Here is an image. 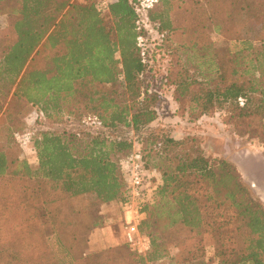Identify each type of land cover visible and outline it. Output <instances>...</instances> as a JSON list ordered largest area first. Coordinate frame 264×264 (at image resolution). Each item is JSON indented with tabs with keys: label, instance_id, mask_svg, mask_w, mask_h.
Listing matches in <instances>:
<instances>
[{
	"label": "trees",
	"instance_id": "obj_1",
	"mask_svg": "<svg viewBox=\"0 0 264 264\" xmlns=\"http://www.w3.org/2000/svg\"><path fill=\"white\" fill-rule=\"evenodd\" d=\"M89 1L97 10L95 0ZM7 2L0 0V12L6 10ZM161 3L168 7L157 13ZM171 11L170 0H159L148 11L150 25L167 43L177 35H189L190 40L192 14L184 13L179 22ZM98 12L126 17L128 34L136 31L134 41L129 36L126 42L120 38L123 70L113 83L110 104L106 91L101 95L104 105L101 99L96 106L97 123L104 130L84 134L41 131L34 138L37 167L0 144V264H64L52 249L50 235L73 264H172L164 259L171 245L179 249L180 263L186 264L206 258L207 240L215 249L208 264H264V206L251 194L237 167L224 158L206 156L188 139L173 137L163 142L164 153H175L166 156L167 163L160 167V182L153 201L144 206L147 217L140 225V232L150 237V249L140 253L124 242L89 251L91 234L105 220L95 207L127 199L121 162L134 151V141L112 132L120 127L143 130L158 118L160 99L158 92L140 85L148 66L140 38L146 39L150 29L141 22L138 0H115L106 13ZM203 15V20H216L221 35L240 41L245 49H253L255 42L264 44V0H209ZM195 17L198 27L202 16ZM0 57V72L7 73L6 49ZM260 66L259 77L247 78L237 58L230 51L224 53L218 85L204 87L193 97L200 113L229 105L238 122L264 119V67ZM176 84L177 100L182 102L190 91L189 83L183 78ZM128 91L132 99L127 101L122 93ZM4 93L0 115L7 101ZM24 110L15 102L4 115L14 123ZM262 133L264 141V125Z\"/></svg>",
	"mask_w": 264,
	"mask_h": 264
},
{
	"label": "rangeland",
	"instance_id": "obj_2",
	"mask_svg": "<svg viewBox=\"0 0 264 264\" xmlns=\"http://www.w3.org/2000/svg\"><path fill=\"white\" fill-rule=\"evenodd\" d=\"M170 2H172V11L177 16V20H180L179 22H182L181 17L184 13L185 16L188 13L192 14L193 31L190 40H188L189 35H186L185 38L177 35L172 42L167 43L162 40V35L152 25L147 26L150 33L142 44L147 52L148 66L140 85L143 89L149 87L152 92L156 91L160 95L157 107L158 118L139 132H135L130 127H120L112 133L132 139L134 147L143 151L148 167L153 171L152 173H155L154 169H158V173H155L156 175L153 177L155 182L157 181V174L158 178L162 175L160 167L167 163L165 157L175 153L174 150L167 153L163 152L165 138L188 139V144L194 142L203 149L206 156L224 158L232 162L240 172L251 194L264 206V194L254 190L244 180L248 173L253 175L261 184H264V141L260 139L263 134L264 119L254 117L246 122H238L231 116L232 112L229 105L216 108L211 113L202 114L197 107L198 104L193 100L195 93L200 89L209 86L213 88L218 85V66L221 62V56L228 51L232 53L233 58H237L238 68L245 73L244 76L247 78L259 77V67H261L260 65L264 67V55L261 54L264 52V44L255 42L253 49H245L246 45L240 41L228 39L221 35L216 28V20H203L205 18L203 14L208 9L209 0H170ZM167 7L168 4L161 3L155 11L158 13ZM193 13L202 16V19L199 20L203 22L198 27H195V23L199 16L195 17ZM183 38L186 39L185 45ZM183 70L186 72L184 76ZM183 78L189 83L190 91L186 93L184 101L180 102L177 100L176 83ZM125 98L127 101L131 100V92H123L122 99ZM4 105L3 113L1 112L0 115V144L4 147H10V152L15 153V157L20 156L27 159L33 167L38 166L34 138L41 131L63 132L67 130L84 134L104 130L101 125L94 121L84 124L55 123L40 119L26 122L23 114L17 118L16 122L9 123L4 115L8 108L7 101ZM9 140L12 144L8 142ZM95 209L96 212L103 214L104 219L106 217V222L104 220L102 225L109 222L116 229V232L119 231L120 226H122L119 221L120 208L115 207L108 211L103 210L102 206H96ZM109 217L116 221H110ZM43 219L47 231L51 232L46 216ZM50 243L53 251L64 264H73L70 257L60 249L52 235H50ZM206 245V258L186 264H208L215 249L211 240H207ZM130 248L134 250L131 246ZM168 249L169 255L164 258L165 261L172 262V264H183L180 263L179 256H177L179 249L175 245L169 246ZM214 263L217 264V261ZM74 264L86 263L85 261H78Z\"/></svg>",
	"mask_w": 264,
	"mask_h": 264
},
{
	"label": "crops",
	"instance_id": "obj_3",
	"mask_svg": "<svg viewBox=\"0 0 264 264\" xmlns=\"http://www.w3.org/2000/svg\"><path fill=\"white\" fill-rule=\"evenodd\" d=\"M4 9L0 54L6 49L8 71L0 72V96L5 98L6 90L7 106L18 102L26 122H98L96 106L101 99L105 103L101 95L108 91L110 104L113 83L122 76L120 38L135 40L126 17L102 15L89 0H8ZM115 207L121 209V228L116 232L109 222L96 228L89 251L126 240L122 201L102 206Z\"/></svg>",
	"mask_w": 264,
	"mask_h": 264
},
{
	"label": "built area",
	"instance_id": "obj_4",
	"mask_svg": "<svg viewBox=\"0 0 264 264\" xmlns=\"http://www.w3.org/2000/svg\"><path fill=\"white\" fill-rule=\"evenodd\" d=\"M115 0H95V6L101 13H106ZM159 0H138V12L141 22L150 25L148 11ZM142 41L145 37L140 38ZM122 170L127 184L126 200L123 202L124 230L128 244L140 253H146L151 247L150 237L140 232V225L146 219L144 210L146 203L153 201L159 178L154 181L153 174L147 164L142 150L136 149L122 162Z\"/></svg>",
	"mask_w": 264,
	"mask_h": 264
},
{
	"label": "water",
	"instance_id": "obj_5",
	"mask_svg": "<svg viewBox=\"0 0 264 264\" xmlns=\"http://www.w3.org/2000/svg\"><path fill=\"white\" fill-rule=\"evenodd\" d=\"M244 180L248 182L254 190H258L260 193L264 194V184H261L259 181H257L253 175L247 173V175L244 177Z\"/></svg>",
	"mask_w": 264,
	"mask_h": 264
}]
</instances>
